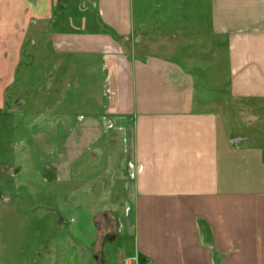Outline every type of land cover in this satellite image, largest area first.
Returning a JSON list of instances; mask_svg holds the SVG:
<instances>
[{"label":"crops","instance_id":"0c3cea01","mask_svg":"<svg viewBox=\"0 0 264 264\" xmlns=\"http://www.w3.org/2000/svg\"><path fill=\"white\" fill-rule=\"evenodd\" d=\"M149 4L0 0V187L60 264H264V117L228 130L264 110V0Z\"/></svg>","mask_w":264,"mask_h":264},{"label":"rangeland","instance_id":"374dc122","mask_svg":"<svg viewBox=\"0 0 264 264\" xmlns=\"http://www.w3.org/2000/svg\"><path fill=\"white\" fill-rule=\"evenodd\" d=\"M163 3L168 7L170 4L172 5L173 0L167 4L164 0H151L148 14L153 16L147 21H151L150 23L154 22L155 24H159L162 21L163 11L165 9ZM148 28L149 30H153V28L149 26ZM194 34L195 33L191 34L189 32V35L192 37ZM40 48L41 53L47 52L46 46L43 45V47ZM26 63H32L28 56L25 57L21 70L25 69ZM28 70H31V75L26 81V89L29 97L33 96V94H39L40 90L43 91L47 81L44 76L34 77L35 67L33 65ZM17 82L16 85H19V80ZM23 97H25V95ZM225 97H227V94ZM219 99L220 101L227 102L228 107L233 104L228 98L221 99V96H219ZM234 105L238 107L237 104L234 103ZM255 116L264 117V110L255 112L250 111L240 117H238L237 111L234 110V115L229 117L232 119V123L228 126V130H232L235 133L237 132L240 137H244V135L252 136V133H257V129L259 128L258 123H255L252 119V117ZM260 128L262 127L260 126ZM16 188L17 186H11V188L7 187L6 190H2V187H0V193L10 191L12 195L8 203L2 202L0 197V264H60L59 261H65L67 254L63 253L58 247H56L53 252L56 259L51 260L49 258V254L46 250V248L51 247L49 246V236H45V232L43 231L44 225L38 226L39 224L45 223L46 214L42 209H36L32 204V206H27V196L25 192L23 190H17ZM86 227L87 225L85 224V230L88 229V227L87 229ZM82 239L84 241L87 240L86 237H82ZM41 242L46 245L41 247ZM117 257L119 258V256ZM121 257H124V254ZM89 264H93V261H89Z\"/></svg>","mask_w":264,"mask_h":264},{"label":"trees","instance_id":"16d2710c","mask_svg":"<svg viewBox=\"0 0 264 264\" xmlns=\"http://www.w3.org/2000/svg\"><path fill=\"white\" fill-rule=\"evenodd\" d=\"M140 261H139V263L140 264H143L144 263V260H142V259H139Z\"/></svg>","mask_w":264,"mask_h":264},{"label":"built area","instance_id":"2783aa9c","mask_svg":"<svg viewBox=\"0 0 264 264\" xmlns=\"http://www.w3.org/2000/svg\"><path fill=\"white\" fill-rule=\"evenodd\" d=\"M130 264V263H129Z\"/></svg>","mask_w":264,"mask_h":264}]
</instances>
